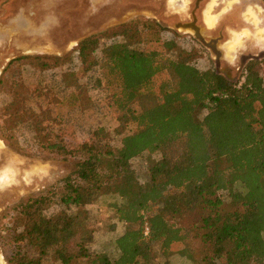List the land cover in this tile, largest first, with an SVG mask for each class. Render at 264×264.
I'll return each mask as SVG.
<instances>
[{
  "label": "trees",
  "instance_id": "obj_1",
  "mask_svg": "<svg viewBox=\"0 0 264 264\" xmlns=\"http://www.w3.org/2000/svg\"><path fill=\"white\" fill-rule=\"evenodd\" d=\"M164 31L139 20L117 32L122 41L100 49L91 36L79 44L81 67L99 70L108 86L117 82L110 98L119 112V146L104 128L71 145L63 117L52 109L27 118L12 110L16 90L7 112L0 105V137L8 145L33 156L76 159L70 175L12 209L2 236L9 264H42L49 255L64 264H157V254H179L193 264L264 263L262 62H250L232 82L187 60L177 39H163ZM22 62L46 70L61 58L19 56L5 72ZM6 77L21 87L14 75ZM76 87L81 95L84 84ZM130 123L135 129L124 133ZM145 152L157 158H150L142 183L131 160ZM107 194L122 200L114 204L125 226L115 258L90 250L95 230L87 206ZM186 216L193 221L184 226L179 221Z\"/></svg>",
  "mask_w": 264,
  "mask_h": 264
},
{
  "label": "rangeland",
  "instance_id": "obj_2",
  "mask_svg": "<svg viewBox=\"0 0 264 264\" xmlns=\"http://www.w3.org/2000/svg\"><path fill=\"white\" fill-rule=\"evenodd\" d=\"M213 1L203 0L196 8V0H0L2 111H8L13 100L11 92L16 90L19 97L12 110L27 118L40 108L52 109L54 115L63 117L71 145L89 141L95 130L104 128L111 134L112 144L119 146L122 138L116 132L121 124L119 112L110 98L117 82L114 80V84L108 86L99 70L85 71L81 67L80 42L91 36L98 37L101 49L123 40L117 32L124 24L154 21L166 29L162 34L164 40L174 38L179 41L186 50L187 60L201 70H216L215 55L195 38L194 31L177 28L179 22L191 20L193 11L205 39L219 37L221 67L230 68L231 78L238 82L252 61L262 62L259 67L264 73V56L248 59L241 68L245 57L264 55V1L216 0L211 12L217 15V21L209 24L206 11ZM231 45H234L233 49ZM23 55L58 56L61 62L46 70L22 62L14 65L11 72H5L11 59ZM10 74L20 80L21 87L16 88L6 80ZM101 76L100 87L97 80ZM77 81L85 86L81 95H77L80 91L76 87ZM122 129L124 133L132 132L135 124L130 123ZM151 157L157 158L145 152L131 160L142 183L146 181ZM75 169V157L65 160L46 154L33 156L8 145L0 137V264H9L2 236L7 234L3 229L11 224L12 209L22 200L46 192ZM221 195L227 207L233 208L229 207L231 202L227 193ZM121 201L120 196L107 194L87 206L95 230L90 244L92 253H105L112 258L118 256L116 238L124 232L125 226L117 218L114 204ZM192 221L193 216H186L179 222L187 226ZM156 263L193 264L179 254L169 258L157 254ZM42 264L64 263L49 255L42 258ZM70 264L87 263L80 259Z\"/></svg>",
  "mask_w": 264,
  "mask_h": 264
},
{
  "label": "water",
  "instance_id": "obj_3",
  "mask_svg": "<svg viewBox=\"0 0 264 264\" xmlns=\"http://www.w3.org/2000/svg\"><path fill=\"white\" fill-rule=\"evenodd\" d=\"M196 17H194V21L193 22H187V23H182L179 22L177 24V28H181V29H191L194 31V36L197 40H199L200 42H202V44L204 46H206L207 48H209L213 54L215 55V66H216V72L218 74H221L223 76H225L228 80L232 81V82H236L235 79L230 77L231 74V70L228 66H224L221 67V57H222V52L219 48V37L218 38H210L209 40H206L204 35L202 34L201 28L200 26H198L196 24ZM264 55H252V56H247L242 60V64H241V68H243L245 62L248 59H260L262 58Z\"/></svg>",
  "mask_w": 264,
  "mask_h": 264
},
{
  "label": "bare ground",
  "instance_id": "obj_4",
  "mask_svg": "<svg viewBox=\"0 0 264 264\" xmlns=\"http://www.w3.org/2000/svg\"><path fill=\"white\" fill-rule=\"evenodd\" d=\"M236 2V1H235ZM234 2V3H235ZM218 4V3H217ZM216 5V0H214L211 4L210 7L208 8V10L206 11V21L209 24H214L217 21V15H214L211 10H213V6ZM232 5V3H229V7ZM260 33V32H258ZM241 39V38H240ZM243 40V39H242ZM231 48H234V45H231ZM2 143V142H1Z\"/></svg>",
  "mask_w": 264,
  "mask_h": 264
},
{
  "label": "flooded vegetation",
  "instance_id": "obj_5",
  "mask_svg": "<svg viewBox=\"0 0 264 264\" xmlns=\"http://www.w3.org/2000/svg\"><path fill=\"white\" fill-rule=\"evenodd\" d=\"M203 0H196V2H195V7L196 8H198L199 6H200V4H201V2H202ZM194 17H196V13H195V11H193V13H192V17H191V20H187V21H184V22H182V23H187V22H193L194 21ZM196 19H197V17H196ZM196 24H197V20H196Z\"/></svg>",
  "mask_w": 264,
  "mask_h": 264
},
{
  "label": "built area",
  "instance_id": "obj_6",
  "mask_svg": "<svg viewBox=\"0 0 264 264\" xmlns=\"http://www.w3.org/2000/svg\"><path fill=\"white\" fill-rule=\"evenodd\" d=\"M148 233V229H146V234Z\"/></svg>",
  "mask_w": 264,
  "mask_h": 264
}]
</instances>
